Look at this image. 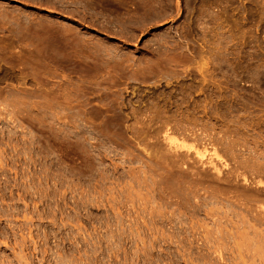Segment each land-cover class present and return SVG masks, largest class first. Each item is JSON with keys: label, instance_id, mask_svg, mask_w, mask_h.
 Wrapping results in <instances>:
<instances>
[{"label": "rangeland", "instance_id": "rangeland-1", "mask_svg": "<svg viewBox=\"0 0 264 264\" xmlns=\"http://www.w3.org/2000/svg\"><path fill=\"white\" fill-rule=\"evenodd\" d=\"M0 264H264V0H0Z\"/></svg>", "mask_w": 264, "mask_h": 264}, {"label": "bare ground", "instance_id": "bare-ground-1", "mask_svg": "<svg viewBox=\"0 0 264 264\" xmlns=\"http://www.w3.org/2000/svg\"><path fill=\"white\" fill-rule=\"evenodd\" d=\"M61 40H62V41H59V40L57 39L58 43H59V42H62V44L65 45V44L63 43L64 38L61 39ZM65 40H66V39H65ZM51 41L54 42V44H52V46H53V45L56 46V43H55V42H56V39H55V40H51ZM53 42H51V43H53ZM64 42H65V41H64ZM166 129H167V128H166ZM166 131H167V130H166ZM191 131H192V130H191ZM191 134H192V133H191ZM170 135H171V134H170ZM170 135L167 134V138H168V140L172 143V142L175 141V139H174L173 137H171ZM183 135H184V134H183ZM183 135H182V137H183ZM164 136H165V135H164ZM172 136H173V135H172ZM205 137H206V136H205ZM175 138H176V137H175ZM194 138H195V137H194ZM202 138H203V137H202ZM193 140H194V139H193ZM204 140H205V139H204ZM165 141H167V140H165ZM167 142H168V141H167ZM170 142H169V143H170ZM177 142H178V141H177ZM177 142H176V143H177ZM185 142H187V141H185ZM174 143H175V142H174ZM176 143H175V145H174L175 148L178 147ZM212 143H213V142H212ZM212 143H211V144H212ZM184 144H185V143H184ZM165 145H166V144H165ZM172 145H173V144H172ZM179 145H180V144H179ZM204 145H205V144H204ZM174 146H172V147H174ZM176 146H177V147H176ZM181 146H182V145H181ZM183 146H184V145H183ZM189 146H190V144H189ZM169 147H171V146H169ZM204 147H206V146H204ZM204 147H202V149H204ZM178 148H181V147H178ZM193 148H195V147H193ZM196 148H197V147H196ZM199 148H200V147H198V151H197V152H198L199 154H204L205 151L203 152L202 150H199ZM206 148H207V147H206ZM206 148H205V149H206ZM190 149H191V148H190ZM200 149H201V148H200ZM169 150H170V149H169ZM174 150H175V149H174ZM176 150H177V149H176ZM194 150H196V149H194ZM145 151H146V150H145ZM153 151H154V150H153ZM207 151H208V150H206V152H207ZM214 151H215V150H214ZM143 152H144V151H143ZM159 152H160V151H159ZM208 152H209V151H208ZM179 153H180V152H179ZM179 153H178V154H179ZM198 153H193V152H192V154H195V156H196V154H197V156H198ZM210 153H211V152H210ZM215 153H216V152H215ZM215 153H214V154H215ZM217 153H218V152H217ZM183 155H184V154H183ZM207 155H208V154H206L205 157H207ZM217 155H218V154H217ZM137 156H139V154H138ZM187 156H188V155H187ZM195 156H194V157H195ZM197 156H196V157H197ZM203 156H204V155H203ZM203 156L201 155V157H203ZM252 156H254V155L252 154ZM139 157H140V156H139ZM160 157H161V156H160ZM175 157H176V156H175ZM209 157L211 158L212 156H209ZM255 157H256V155H255ZM258 157H259V156H258ZM152 158H153V157H152ZM152 158H151V159H152ZM157 158H158V157H157ZM163 158H166V157H163ZM210 158H209V161H210V160H213V158H212V159H210ZM220 158H221V156H220ZM236 158H237V156H236ZM238 158H239V157H238ZM250 158H251V157H250ZM252 158H253V157H252ZM140 159H141V158H140ZM189 159H190V158H189ZM189 159H188V160H189ZM203 159H204V158H203ZM207 159H208V158H207ZM221 159H222V158H221ZM253 159H254V158H253ZM141 160H142V159H141ZM185 160H187V159H185ZM185 160H184V162H185ZM190 160H191V159H190ZM199 160H200V159H199ZM204 160H205V159H204ZM121 161H122V160H121ZM138 161H139V160H138ZM154 161H155V160H154ZM182 161H183V160H182ZM207 161H208V160H207ZM251 161H252V160H251ZM251 161H250V162H251ZM124 162H125V161H124ZM184 162H183V164H184ZM190 162H191V161H190ZM254 162L256 163V161H254ZM148 163H149V162H148ZM154 163H155V162H154ZM157 163H158V162H157ZM157 163H156V164H157ZM160 163H161V162H160ZM181 163H182V162H181ZM208 163H209V162H208ZM210 163H211V162H210ZM215 163H217V162H215ZM247 163H248V162H247ZM255 163H254V164H255ZM165 164H167V163H165ZM172 164H173V163H172ZM188 164H189V163H188ZM252 164H253V161H252ZM256 164H257V163H256ZM146 165H147V164H146ZM184 165H185V164H184ZM191 165H192V164H191ZM224 165H225V164H224ZM257 165H258V164H257ZM167 166H168V165H167ZM179 166H182V165H179ZM185 166H187V165H185ZM214 166H216V165H214ZM235 166H236V165H235ZM244 166H245V165H244ZM252 166H254V165H252ZM161 167H162V166H161ZM161 167H160V168H161ZM196 167H197V166H196ZM206 167H207V166H206ZM206 167H205V168H206ZM237 167H239V166H237ZM247 167H248V166H247ZM259 167H260V166H259ZM157 168H158V167H157ZM162 168H163V167H162ZM181 168H182V167H181ZM189 168H190V167H189ZM218 168H219V166H218V167H215V169H217V170L219 171L221 168H219V169H218ZM235 168H236V167H235ZM242 168H243V167H242ZM249 168H250V167H248V169H249ZM251 168H252V167H251ZM148 169H149V168H148ZM182 169H183V168H182ZM194 169H195V168H194ZM209 169H210V168H209ZM209 169H208V170H209ZM215 169H214V170H215ZM232 169H233V168H232ZM254 169H256V168H254ZM254 169H253V170H254ZM257 169H258V167H257ZM221 170H222V169H221ZM240 170H242V169H240ZM259 170H260V169H259ZM261 170H262V169H261ZM151 171H152V170H151ZM160 171H161V170H160ZM176 171H177V170H176ZM197 171L200 173V170H197ZM218 171H217V174L221 172V171H220V172H218ZM234 171H235V170H234ZM182 172H183V171H182ZM198 172H196V173H198ZM202 172H203V171H202ZM202 172H201V173H202ZM242 172H243V171H242ZM249 172H252V170L249 171ZM258 172H259V171H258ZM149 173H150V171H149ZM155 173H156V172H155ZM169 173H170V172H169ZM210 173H211V172H210ZM210 173H208V174L210 175ZM215 173H216V171H215ZM224 173H225V172H224ZM230 173H231V172H230ZM235 173H236V172H235ZM254 173H255V172H254ZM254 173H253V174H254ZM179 174H180V173H179ZM183 174H184V173H183ZM191 174H192V173H191ZM193 174H195V173H193ZM221 174H222V172H221ZM225 174H226V173H225ZM232 174H233V173H232ZM237 174H240V175H241L240 172H239V173H236V175H237ZM245 174H246V173H245ZM245 174H243V176H242V175H241V176H242V177H245V181H246V180H247L246 178H248V177H246L247 174H246V176H245ZM250 174H251V173H250ZM258 174H259V173H258ZM157 175H158V174H157ZM172 175H174V174L171 173V176H172ZM197 175H198V174H197ZM199 175H200V174H199ZM209 175H208V176H209ZM211 175H212V173H211ZM255 175H256V174H255ZM132 176H133V175H132ZM177 176H178V175H177ZM201 176H202V177H205L206 175L204 174V176H203V175L201 174ZM238 176H239V175H238ZM158 177H159V175H158ZM164 177H167V176H164ZM164 177H163V178H164ZM182 177H183V176H182ZM184 177H185V176H184ZM195 177H196V176H194V178H195ZM202 177H201V179L204 180V178H202ZM214 177H215V176H213V178H214ZM221 177H222V176L219 174V176L217 175V177H215V179L217 178V179H219V181H221V179H222ZM223 177H224V175H223ZM225 177H226V175H225ZM233 177H235V176H233ZM242 177H241V178H242ZM251 177H252V176H251ZM161 178H162V176H161ZM188 178H191V177L188 176ZM196 178H198V176H197ZM196 178H195V179H196ZM205 178H206V177H205ZM207 178H208V177H207ZM213 178H212V179H213ZM229 178H230V177H229ZM236 178H237V176L235 177V179H236ZM238 178H239V177H238ZM167 179H169V178H167ZM170 179H171V177H170ZM172 179H173V178H172ZM201 179H200V180H201ZM231 179H232V177H231ZM239 179H240V178H239ZM261 179H262V178H261ZM261 179H260V180H261ZM133 180H134V179H133ZM136 180H137V179H136ZM157 180H158V179H157ZM161 180L163 181V179H161ZM184 180H187V179H184ZM184 180H183V181H184ZM203 180H201V181H203ZM208 180H209V179H208ZM226 180H227V178H226ZM236 180H237V179H236ZM236 180H235V181H236ZM240 180H241V179H240ZM250 180H251V179H250ZM252 180H254V179H252ZM258 180H259V179H258ZM258 180H257V181H258ZM262 180H263V179H262ZM151 181H152V180H151ZM153 181H154V180H153ZM164 181H165V180H164ZM168 181L171 182L172 180H168ZM191 181H192V180H191ZM191 181H190V182H191ZM193 181H194V180H193ZM196 181H197V180H196ZM219 181L217 180V182H219ZM223 181H224V180H223ZM227 181H228V180H227ZM229 181H230V180H229ZM232 181H233V180H232ZM235 181H234V182H235ZM248 181H249V180H248ZM172 182H173V181H172ZM262 182H263V181H262ZM193 183H194V182H193ZM230 183H231V181H230ZM172 184H173V183H172ZM172 184H171V185H172ZM219 184H220V183H219ZM228 184H229V183H228ZM196 185H197V184H196ZM199 185H201V184H199ZM203 185H204V184H203ZM209 185H210V184H209ZM259 185H260V184H259ZM261 185H262V184H261ZM261 185H260V186H261ZM169 186H170V185H169ZM207 186H208V185H207ZM207 186H206V187H207ZM167 187H168V186H167ZM230 187H231V186H230ZM239 188H240V187H239ZM256 188H257V191H258L259 188H258V187H256ZM256 188H255V189H256ZM159 189H160V188H159ZM159 189H158V190H159ZM198 189H199V188H198ZM235 189H236V188H235ZM237 189H238V188H237ZM173 190H174V189H173ZM231 190H232V187H231ZM164 191H165V190H164ZM236 191H238V190H236ZM246 191H249V190H246ZM260 191H262V190H260ZM234 192H235V191H234ZM170 193H171V192H170ZM238 193H240V192H238ZM252 193H253V192H252ZM259 193H260V192H259ZM250 194H251V193H250ZM234 195H235V194H234ZM238 195H239V194H238ZM244 195H246V194H244ZM244 195H243V196H244ZM252 195H253V194H251V197H252ZM246 196H248V195H246ZM163 197H164V196H163ZM171 197H172V196H171ZM211 197H212V196H211ZM249 197H250V195H249ZM236 198H237V197H236ZM239 198H240V197H239ZM239 198H238V199H239ZM254 198L257 199L258 196H257V197H254ZM162 199H163V198H162ZM258 199H259V198H258ZM170 200H171V199H170ZM253 200H254V199H253ZM208 201H209V200H208ZM170 203H171V202H170ZM260 214H261V213H260ZM256 217H258V216H256ZM261 217H262V216H260V219H262ZM253 218H254V216H253ZM257 219H258V218H257ZM257 219H256V220H257ZM260 219H259V221H262V220H260ZM257 221H258V220H257ZM259 224H262V223H259Z\"/></svg>", "mask_w": 264, "mask_h": 264}]
</instances>
